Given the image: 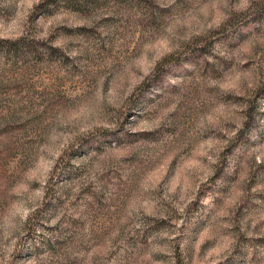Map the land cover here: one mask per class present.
I'll return each instance as SVG.
<instances>
[{
    "label": "rangeland",
    "instance_id": "374dc122",
    "mask_svg": "<svg viewBox=\"0 0 264 264\" xmlns=\"http://www.w3.org/2000/svg\"><path fill=\"white\" fill-rule=\"evenodd\" d=\"M0 264H264V0H0Z\"/></svg>",
    "mask_w": 264,
    "mask_h": 264
}]
</instances>
